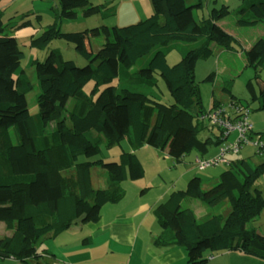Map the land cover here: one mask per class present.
I'll list each match as a JSON object with an SVG mask.
<instances>
[{
  "label": "trees",
  "instance_id": "obj_1",
  "mask_svg": "<svg viewBox=\"0 0 264 264\" xmlns=\"http://www.w3.org/2000/svg\"><path fill=\"white\" fill-rule=\"evenodd\" d=\"M149 1L151 14L136 23L89 30L91 37L103 38L98 49L90 50L81 33L61 31L60 21L75 19L78 10L84 18L96 14L106 18L113 7L92 5L90 0H57L59 13L39 35L30 36L29 47L42 50L53 40H62L74 46L87 68L76 72L75 63L62 59L56 49H50L43 62L33 60L39 86L36 114L26 108L32 84L20 69L23 52L16 37L5 32L15 24L3 25L0 18V223L10 233L0 237V264H51L46 257L52 254L41 243L56 239L72 225L99 221L104 205L121 201L125 193L121 183L143 177L135 154L140 148L167 151L176 165L192 151L204 154L225 142L222 128L203 119L224 103L210 100L204 108L194 70L215 47L238 43L219 22L230 14L228 6L213 7L206 18L196 19L193 11L206 0ZM239 1L236 26L264 25V0ZM26 24L29 21L22 25ZM179 44H186L181 57L169 65L166 54ZM249 51L247 65L264 71V36ZM160 80L170 101L161 100ZM246 87L251 102H257L256 110L264 111V87L258 94L251 82ZM223 91L227 104L248 110L227 87ZM252 135L253 129L249 134L253 139ZM124 138L130 152H121L113 162L89 160L100 153L103 143L111 147ZM254 149L263 157L258 164L231 160L214 185L204 186L194 176L184 190L170 192L156 205L153 214L160 232L152 244L183 248L185 264H205L208 256L225 252L264 262V235L257 226L264 207L260 190L264 155ZM96 162L104 186L95 189L90 171ZM192 200L206 213L197 217ZM172 219L181 238L172 229Z\"/></svg>",
  "mask_w": 264,
  "mask_h": 264
},
{
  "label": "rangeland",
  "instance_id": "obj_2",
  "mask_svg": "<svg viewBox=\"0 0 264 264\" xmlns=\"http://www.w3.org/2000/svg\"><path fill=\"white\" fill-rule=\"evenodd\" d=\"M92 5L98 4H108V6L113 7V14L106 18L101 17L100 14L84 18L81 12L78 10L77 17L73 20H61L59 23V28L63 32H79L85 39V45L88 49H98L102 43V37H91L89 35V30L106 26L110 29H115L116 27H123L129 24L136 23L148 17L151 12V4L149 0H90ZM241 2L239 0H206V3L201 9L193 11V16L196 19L206 18L208 11L215 7L219 8L221 5L228 6L230 14L224 19L220 20L221 26L226 32L231 34L238 43L233 42L231 47H215L213 50V55L205 60L197 61L194 70V80L198 83L200 87V97L204 108L208 106L210 100H218L224 105L228 103V95L223 91L224 87H227L232 95L236 97L243 106L247 107L249 114V121L253 128V140L258 138L262 139L264 142V135H259L264 131V111L256 110L257 102H251L250 93L246 87L248 82H251L256 93H259L260 88L264 87V71H257L253 67L247 65V59L250 58L252 51V45L254 42L264 36V25L257 24L253 27H238L235 23L236 11L240 7ZM60 7L57 0H0V18L3 25L15 24L13 29H6V34L16 37L18 46L23 52V58L20 63V69L24 70L26 76L31 80L32 88L26 94V108L29 113L36 114L38 112L36 97L39 93V86L34 72V67L31 62L37 59L40 62L45 60L50 49H56L60 52L61 58L64 60H72L76 66V72L84 71L87 68L86 61L80 57L74 50V46L70 43L64 42L62 40H53L46 49H33L29 47L30 36H37L46 26L50 25L54 20L55 14H58ZM39 15L40 17H36ZM162 20V19H161ZM29 21V24L22 25ZM186 44H179L178 46L172 48L166 54V61L169 65H173L178 62L182 49ZM153 49L150 53L142 58L140 63L146 61L155 51ZM249 51V52H248ZM250 53V54H248ZM139 63L136 64L135 69H138ZM210 77L211 79L205 80V78ZM90 85L83 88L84 91H88ZM158 90L161 92L162 102L170 101L166 88L162 80L158 82ZM204 125L209 126L208 121H204ZM54 125L50 126V130H53ZM211 131L216 135V128L211 127ZM236 139V133L232 132L229 134L226 142H232ZM216 146H211L206 153L199 154V159H207L217 153ZM147 151H154L160 155V160L150 161L148 152H145L147 157L142 158V164L146 170L145 179L148 180L151 177V172L153 174L161 169L167 171V169L174 170L172 176L181 179L176 190H184L190 178L198 176L204 186L214 185L220 173L224 171L228 165H218L206 168L203 171L188 172L185 170V165L189 166L190 163H178L174 166V161L168 156L167 151H155L148 149ZM121 152H130V145L127 138L121 139L116 142L111 147H106L103 143L100 146V153L95 157L90 158L91 162L104 161L113 162L117 160ZM197 152L192 151L189 157ZM227 158L230 160L246 159L252 165L258 164L263 157L255 155V149L252 146L246 145L240 149L238 154H227ZM189 160V158H188ZM168 161V163H167ZM189 162V161H188ZM193 164V163H192ZM174 166V167H173ZM172 167V168H170ZM169 173V172H168ZM187 173V176H185ZM182 174V175H181ZM91 181L93 188H102L104 186V176L103 171L99 166V162L92 165L91 171ZM184 176L181 178V176ZM127 181V182H126ZM126 183L130 185H136L134 181L126 180ZM122 185V183H121ZM181 186V187H180ZM124 189V187H122ZM181 188V189H179ZM261 194L264 198V187H260ZM127 196L125 202L130 203V194L126 192ZM196 202V204H195ZM191 203L194 205L192 208H196L197 217L202 216L206 213V210L202 205L197 203L196 200H192ZM257 226L261 227L262 234L264 235V207L261 210L260 217L258 218ZM10 234L5 230L3 223H0V237ZM52 245L51 241H45L41 243V248H46ZM185 257L186 253L183 248H181ZM205 264H213L210 262V258ZM217 261V260H215ZM220 261V260H219ZM4 263H7L5 261Z\"/></svg>",
  "mask_w": 264,
  "mask_h": 264
},
{
  "label": "crops",
  "instance_id": "obj_3",
  "mask_svg": "<svg viewBox=\"0 0 264 264\" xmlns=\"http://www.w3.org/2000/svg\"><path fill=\"white\" fill-rule=\"evenodd\" d=\"M148 149L151 148L142 147L135 151L141 164L142 158L146 159L147 155L150 161L160 160L159 154L147 151ZM189 155L180 164L190 163L189 166L185 165V170L191 172L196 169L192 164L193 160L199 156L196 153L191 157ZM176 166L175 169L178 168V165ZM175 169L162 172L164 169L157 168V171L154 174L151 172V177L146 180L144 168L143 177L134 181L136 185L123 181L125 193L122 200L116 204L104 205L100 211L99 221L67 228L47 247L52 254V257H46L47 260H50L51 264H185L186 257L181 248H164L152 244V237L160 232L153 210L170 192L176 190L181 182L177 175H170L176 171ZM188 174L190 173L185 176ZM126 192L131 193L130 203L124 201ZM171 226L178 238H181L175 219L171 220ZM260 228L259 226L258 231L262 234ZM210 262L264 264L261 260L233 252L213 256Z\"/></svg>",
  "mask_w": 264,
  "mask_h": 264
},
{
  "label": "built area",
  "instance_id": "obj_4",
  "mask_svg": "<svg viewBox=\"0 0 264 264\" xmlns=\"http://www.w3.org/2000/svg\"><path fill=\"white\" fill-rule=\"evenodd\" d=\"M203 119H207L212 124L222 128L225 142L217 149V153L210 158L194 159L193 164L198 171H203L211 166L229 165L231 160L226 155L238 154L244 145L253 146L260 155H264V142L249 137L253 128L249 121V111L247 109L227 104L210 109ZM232 132L236 133V139L232 142H226ZM209 258L212 259V257Z\"/></svg>",
  "mask_w": 264,
  "mask_h": 264
}]
</instances>
